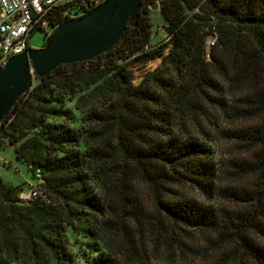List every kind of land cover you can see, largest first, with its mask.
Returning <instances> with one entry per match:
<instances>
[{
    "label": "trees",
    "instance_id": "trees-1",
    "mask_svg": "<svg viewBox=\"0 0 264 264\" xmlns=\"http://www.w3.org/2000/svg\"><path fill=\"white\" fill-rule=\"evenodd\" d=\"M152 1H141L108 51L35 77L1 119L0 140L30 175L39 172L49 202L22 203V187L0 181V264H74L66 226L101 243L89 264H171L194 232L209 231L217 264H264V0H159L169 47L146 53L143 5ZM141 55L160 63L134 84L125 61ZM63 97H75L82 114V152L66 148L78 133L50 121L71 118ZM219 117L262 121L218 129ZM210 130L249 155L231 159L233 180L253 178L251 189L221 188L234 210L219 218L182 191L213 192Z\"/></svg>",
    "mask_w": 264,
    "mask_h": 264
},
{
    "label": "rangeland",
    "instance_id": "rangeland-1",
    "mask_svg": "<svg viewBox=\"0 0 264 264\" xmlns=\"http://www.w3.org/2000/svg\"><path fill=\"white\" fill-rule=\"evenodd\" d=\"M159 0L152 2H145L143 9L145 14L150 19L152 24L151 31L152 36L148 40L147 52L150 53L158 47L164 46V53L167 52L169 47L167 36L165 31L157 28V26L164 27L163 19L159 11ZM154 32V33H153ZM45 38L41 31H34L28 38L29 48H40L44 45ZM148 56L129 57L125 61V66L132 72L133 83L137 84L144 73L153 70L160 63V58L148 60ZM63 108L66 109L71 118L69 120L55 118L51 119V122H63L79 134V142L76 146L67 145V149H76L79 152L84 150L82 145V135L84 126L80 122L81 112L75 108V97L72 99L62 98ZM262 121V118H256L250 122H240L237 125H232L222 117L218 119V129H225L230 127H239L247 125H256ZM206 147L209 149L207 154V160L211 164L214 175L212 178L213 192L212 194L205 195L196 187L185 185L182 188L183 193L187 197H193L197 201L204 205L210 206L214 209L215 214L219 218L223 211H228L233 208L227 198H225L220 192L221 188L235 185L242 189H251L253 178L245 177L238 181L233 180L232 177V165L231 159L234 158H247L248 154L238 152L232 144L226 139L222 138L219 132L216 130H210L209 137L204 141ZM0 181L7 185H19L23 190H28L29 187L35 186L36 180L33 175L27 172L26 166L20 161L16 160L13 147L7 145L4 139L0 140ZM89 185L93 192L100 194L101 190L93 182H89ZM234 210V209H233ZM74 225V224H73ZM194 232V238L192 241L187 242L189 247H182V256L175 254V258L171 264H217L221 252L219 250H210L209 242L213 239L214 231L209 233ZM64 250L70 257L74 264H89L91 259L98 253L104 252L100 242H93L89 238L85 237L82 233H76L75 229L70 226H66L64 233ZM161 263L168 264L165 260ZM231 264H240L235 260Z\"/></svg>",
    "mask_w": 264,
    "mask_h": 264
},
{
    "label": "water",
    "instance_id": "water-1",
    "mask_svg": "<svg viewBox=\"0 0 264 264\" xmlns=\"http://www.w3.org/2000/svg\"><path fill=\"white\" fill-rule=\"evenodd\" d=\"M141 1L105 0L84 15L57 25L42 47L11 56L0 68V121L32 87L35 77L48 75L59 64L85 62L108 51L127 19L138 12Z\"/></svg>",
    "mask_w": 264,
    "mask_h": 264
},
{
    "label": "built area",
    "instance_id": "built-area-1",
    "mask_svg": "<svg viewBox=\"0 0 264 264\" xmlns=\"http://www.w3.org/2000/svg\"><path fill=\"white\" fill-rule=\"evenodd\" d=\"M105 0H0V68L13 55L29 48L28 38L34 31H41L45 40L60 23L78 18ZM61 7V8H60ZM60 22H55V12ZM161 29V26H157ZM152 36V35H151ZM214 36L205 40V57L209 59V46ZM32 72V71H31ZM35 172L36 184L40 182ZM20 202L43 201L48 203L44 193L37 187L21 190L17 194Z\"/></svg>",
    "mask_w": 264,
    "mask_h": 264
}]
</instances>
